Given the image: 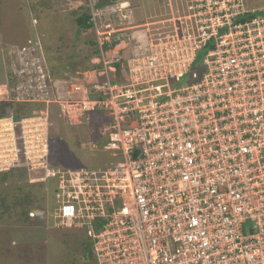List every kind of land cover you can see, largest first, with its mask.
<instances>
[{"label": "built area", "instance_id": "2783aa9c", "mask_svg": "<svg viewBox=\"0 0 264 264\" xmlns=\"http://www.w3.org/2000/svg\"><path fill=\"white\" fill-rule=\"evenodd\" d=\"M68 1L103 68L55 75L38 34L8 49L0 91L17 97L0 102L37 107L0 116V173L52 181L54 227L84 231L95 264H264V4L192 0L178 26L133 32L130 0ZM92 114L107 160L55 167L54 121Z\"/></svg>", "mask_w": 264, "mask_h": 264}, {"label": "rangeland", "instance_id": "374dc122", "mask_svg": "<svg viewBox=\"0 0 264 264\" xmlns=\"http://www.w3.org/2000/svg\"><path fill=\"white\" fill-rule=\"evenodd\" d=\"M130 1L137 27L133 32L169 28L170 23L178 26L179 20L189 14L192 3V0ZM74 3L68 0H0V85L5 84L9 72L5 65L7 62L10 67L7 51L13 45L24 44L31 29L43 37L47 60L55 75L82 79L84 73L103 68L93 30L78 27L77 16L73 14L86 11L80 6L82 4ZM33 18L39 20L38 27H32ZM129 48L128 42L109 50L107 60L112 61L114 53L120 50L126 54ZM200 63L202 65V61ZM0 95L7 101L17 97L7 95L4 88ZM29 107L25 106V113ZM99 117V114H92L73 125L54 121L50 147L55 167L80 169L104 164L107 160L105 118ZM37 176L18 169L0 175V264H82V248L88 245V236L84 231L54 227L53 182L30 184ZM33 221L42 227L39 234L30 229ZM30 234L35 235V239L27 244L25 238ZM91 264H95L94 261Z\"/></svg>", "mask_w": 264, "mask_h": 264}, {"label": "trees", "instance_id": "16d2710c", "mask_svg": "<svg viewBox=\"0 0 264 264\" xmlns=\"http://www.w3.org/2000/svg\"><path fill=\"white\" fill-rule=\"evenodd\" d=\"M263 4H264V0H250V7H253V8H258L260 6H263ZM73 14L77 16L76 22L78 24V27H80L82 30L90 29L91 26L90 24H88L90 17L86 12L79 14L77 11H75L73 12ZM57 76L64 77L63 75H58V74ZM35 106L36 105L30 106L29 111L25 113L24 110L26 109H24L25 108L24 105H20V104L17 105L11 102H0V116H5L10 111L8 109H15L16 119L18 120L21 117L31 116L37 107ZM51 188H52V194L54 195L53 187ZM87 247H88V252H89V260L91 263L93 262V259H94V250L92 247H89V246Z\"/></svg>", "mask_w": 264, "mask_h": 264}, {"label": "crops", "instance_id": "0c3cea01", "mask_svg": "<svg viewBox=\"0 0 264 264\" xmlns=\"http://www.w3.org/2000/svg\"><path fill=\"white\" fill-rule=\"evenodd\" d=\"M74 4H75V3H74ZM33 19H37V18H33ZM33 19H32V20H33ZM37 20H38V19H37ZM38 22H39V20H38ZM31 23H32V21H31ZM39 24H40V23H39ZM31 25H32V27H34L33 23H32ZM38 26H39V25H38ZM38 26H37V27H38ZM30 31H31V32H30V37H29V38H31V37H33V36L36 35L35 30H33V31H34V34H33L32 29H31ZM29 38H28V39H29ZM28 39H27V40H28ZM27 40H26V41H27ZM26 41H25V42H26ZM13 46H14V45H13ZM33 214L35 215V213H33ZM33 214H32V215H33ZM22 223H23V222H22ZM42 225L45 226V224H42ZM22 226L25 228L26 231H28L29 228H27L26 225L23 224ZM18 227H21V226L18 224ZM30 227H31V228H30L31 230H33V229L35 230L34 233H36V234H39L40 230L42 229L40 223H39V224H35L34 221H33V223H30ZM46 227H47V226H46ZM26 228H27V229H26ZM39 229H40V230H39ZM30 232L32 233V231H30ZM30 235H31V234H30ZM32 237H33V238H32ZM34 237H35V235L32 234V235L29 236L28 238H25L26 243H27V244L30 243L32 240L35 239ZM29 241H30V242H29Z\"/></svg>", "mask_w": 264, "mask_h": 264}, {"label": "flooded vegetation", "instance_id": "af4514ba", "mask_svg": "<svg viewBox=\"0 0 264 264\" xmlns=\"http://www.w3.org/2000/svg\"><path fill=\"white\" fill-rule=\"evenodd\" d=\"M82 258H83V263L82 264H91L89 260V252H88V247L85 246L82 248Z\"/></svg>", "mask_w": 264, "mask_h": 264}, {"label": "clouds", "instance_id": "9594fccd", "mask_svg": "<svg viewBox=\"0 0 264 264\" xmlns=\"http://www.w3.org/2000/svg\"><path fill=\"white\" fill-rule=\"evenodd\" d=\"M90 167H91V166H90ZM93 167H95V166H93ZM12 171H14V170H11V171H9V172H2V173H0V175L10 174ZM30 184H33V182L30 181ZM34 184H36V183H34ZM39 184H43V183H39Z\"/></svg>", "mask_w": 264, "mask_h": 264}, {"label": "bare ground", "instance_id": "6f19581e", "mask_svg": "<svg viewBox=\"0 0 264 264\" xmlns=\"http://www.w3.org/2000/svg\"><path fill=\"white\" fill-rule=\"evenodd\" d=\"M125 6V5H124Z\"/></svg>", "mask_w": 264, "mask_h": 264}]
</instances>
